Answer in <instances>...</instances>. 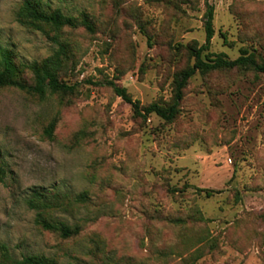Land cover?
<instances>
[{
  "label": "rangeland",
  "instance_id": "obj_1",
  "mask_svg": "<svg viewBox=\"0 0 264 264\" xmlns=\"http://www.w3.org/2000/svg\"><path fill=\"white\" fill-rule=\"evenodd\" d=\"M46 1L87 12L93 30L59 32L70 49L60 77L73 93L0 87V264L29 254L57 264H264V73L198 71L173 120L136 116L109 84L143 106L170 101L195 61L190 47L206 41L208 4L209 51L248 49L264 62V0ZM22 2L0 0V45L32 84L25 64L59 45L17 20ZM35 191L62 198L33 208ZM39 212L71 235L43 228Z\"/></svg>",
  "mask_w": 264,
  "mask_h": 264
},
{
  "label": "trees",
  "instance_id": "obj_2",
  "mask_svg": "<svg viewBox=\"0 0 264 264\" xmlns=\"http://www.w3.org/2000/svg\"><path fill=\"white\" fill-rule=\"evenodd\" d=\"M204 28L206 32V41L202 45H192L190 53L195 58L192 65L183 69L175 80L174 93L170 101L152 102L149 105H141L139 100L134 99L127 91L126 87L120 86L114 81H109L115 93L121 96L126 102L131 104L134 114L146 118L150 114H156L165 120H173L178 112L184 97V88L187 82L198 72H205L221 68L250 67L256 72L264 73V62H259L254 53L244 49L242 54L236 58H230L225 53L210 52L211 40L215 34L213 25L214 8L207 5L205 12ZM17 20L28 27L43 30L47 32L57 43L58 48L41 61H34L25 64L33 75L34 82L28 84L23 80L19 73L20 67L13 58V53L0 45V87L13 86L28 92L37 94L41 97L48 93H73L74 84H69L62 80L60 75L66 67V59L69 57L68 43L58 39L59 32L66 26L85 25L89 30H93V23L87 12L83 11L81 17L66 15L59 7H52L46 0H23L18 12ZM50 29L51 35L47 30ZM225 42L228 37L225 32H221ZM54 129V122L50 124L46 132L51 135ZM204 191L207 196L213 195L216 191L207 188H198ZM81 198L84 194L80 195ZM59 193L48 195L46 193L35 191L29 199V204L33 208H52L58 206L61 200ZM37 221L45 229L59 230L63 236L71 235V229L65 223L51 222L41 212L37 215ZM1 264H57V262L45 255L29 254L21 259H11Z\"/></svg>",
  "mask_w": 264,
  "mask_h": 264
}]
</instances>
